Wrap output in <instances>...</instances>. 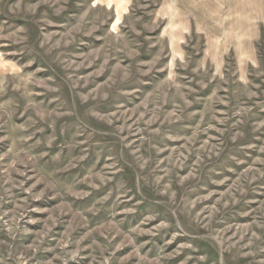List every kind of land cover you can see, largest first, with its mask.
<instances>
[{"label":"rangeland","instance_id":"obj_1","mask_svg":"<svg viewBox=\"0 0 264 264\" xmlns=\"http://www.w3.org/2000/svg\"><path fill=\"white\" fill-rule=\"evenodd\" d=\"M0 264H264V0H0Z\"/></svg>","mask_w":264,"mask_h":264}]
</instances>
